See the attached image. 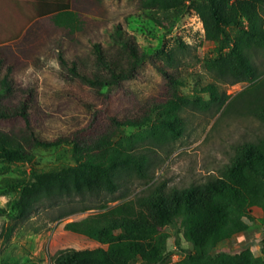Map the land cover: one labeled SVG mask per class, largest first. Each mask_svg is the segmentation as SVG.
<instances>
[{"label": "trees", "instance_id": "trees-1", "mask_svg": "<svg viewBox=\"0 0 264 264\" xmlns=\"http://www.w3.org/2000/svg\"><path fill=\"white\" fill-rule=\"evenodd\" d=\"M53 1L55 9L46 16L62 31V36L54 41L59 47L60 66L53 68L56 79L48 85L51 92L47 94L62 101V107L68 104L70 111L79 110L80 114H46L42 124L58 129L51 133L47 129L45 134L39 122L30 119L39 106L32 100L33 96L37 100L38 94L29 87L37 83L36 72L28 71V87L18 88L12 82L16 76L11 68H6L0 52V121L10 125L7 129L0 127V170L5 172L0 190L17 194L9 204L10 210L0 207V215L15 219L28 215L43 200L74 194L113 195L123 186L125 176L147 178L148 159L136 147V141L146 140L159 146L176 141L185 130L182 114L186 109L220 110L230 97L216 82L196 88L193 94L181 93L186 82L178 52L192 47L178 38L176 47L161 50V66L156 67L167 90L164 100L141 102L129 113L109 112L111 115H103L100 120L96 103L81 93L100 95L105 87L117 91L124 82L143 74L146 66L157 63L119 22L88 30L76 7L80 0ZM96 1L101 4L105 0ZM134 1L141 13L167 28L196 5L203 39L215 44L216 53L203 60L205 68L225 84L251 83L240 95L247 96L245 103L250 113L264 128V80L253 60L255 53H264V0ZM34 24L27 28L24 38ZM10 96H14L16 107L5 103ZM84 113L91 116L88 125L97 118L105 126L101 135L88 141L79 137L83 131L81 123L87 117ZM143 126L147 129L125 136V145L116 140L123 127ZM63 144L70 145L74 164L38 166V148ZM11 171L13 174L7 175ZM255 207H264V133L237 144L219 176L180 188L158 182L112 206L104 202L98 212L66 223L67 230L92 236L103 246L62 248L51 260L53 264H134L140 259L142 264H160L163 256L157 234L171 226L186 231L194 245L191 253V248L186 250L174 264H264V238L260 256L250 248L239 253L214 254L221 242L247 231L256 222Z\"/></svg>", "mask_w": 264, "mask_h": 264}, {"label": "rangeland", "instance_id": "rangeland-1", "mask_svg": "<svg viewBox=\"0 0 264 264\" xmlns=\"http://www.w3.org/2000/svg\"><path fill=\"white\" fill-rule=\"evenodd\" d=\"M10 3L13 9H0V40L2 45L8 44L4 47L5 65L7 69L11 68L12 75L15 74L16 79L12 82L15 81L18 88L28 87V71L36 72L37 83H31L29 87L34 94H38V99L33 96L32 100L39 106L32 112L30 119L35 123L39 122L45 134L47 129L51 133L58 128L42 124L46 114L65 115V112L80 114L79 110L70 111L68 104L62 107V101L53 94L52 96L47 94V91L51 92L48 85L56 79L53 68L58 69L60 66L57 59L59 47L54 41L62 36V31L46 16L53 12L55 4L53 0H10ZM137 5V1L134 0L120 2L105 0L101 4L96 0H80L76 3L88 24L86 26L88 30H96L111 21L119 22L133 34L141 49L157 63V66L152 64L146 66L143 74L124 82L117 91L113 87H105L100 95L81 93L83 97L96 103L99 119L101 120L103 115H111L109 112L129 113L141 102L149 104L164 100L167 90L163 76L156 67L161 66V50L176 47L178 38L192 47L185 52H178L182 60L180 71L186 82L180 89L181 93L193 94L196 88L216 82L230 96L226 105L220 110L186 109L182 114L185 130L176 141L161 146L146 140L136 141V147L148 159L149 176L147 178L125 176L123 186L113 195L62 196L43 200L32 212L20 219L0 215V264H53L51 258L59 249L102 247L103 245L92 236L67 230L66 223L98 212L99 205L104 202L112 206L142 193L148 186L158 182L180 188L203 182L209 176H219L224 166L230 162L237 144L254 140L264 133L261 122L250 113L245 103L247 96L240 95L251 83L244 81L234 85L225 84L205 68L203 60L216 53L215 44L203 39V24L197 14L196 5H193L183 17L175 19L171 28L156 25L147 14L141 13ZM33 24L29 36L24 38L27 28ZM229 31L232 34L233 31ZM253 60L261 75L260 78L264 80V53H255ZM262 90L264 92V82ZM203 96L208 98L207 94ZM5 103L12 108L17 106L14 103V96H10ZM83 116L87 117L81 123L83 131L79 137L88 141L101 135L105 128L101 121L96 118L88 125L91 116L86 113ZM0 127L7 129L10 125L0 121ZM145 129L147 126L139 129L123 127L116 140L122 141L125 145V136ZM36 154L35 162L41 168L74 164L71 147L68 144L50 148L40 147ZM10 174L13 172L7 173ZM4 175L5 172L0 170V182ZM16 197L15 193L0 190V207H7L10 210L9 204ZM253 214L256 222L247 231L234 235L229 241L221 242L214 250V254L239 253L250 248L256 256L262 255L264 207L253 208ZM157 245L163 256L160 264H174L191 248L187 232L171 226L159 230ZM134 264L142 262L137 259Z\"/></svg>", "mask_w": 264, "mask_h": 264}, {"label": "crops", "instance_id": "crops-1", "mask_svg": "<svg viewBox=\"0 0 264 264\" xmlns=\"http://www.w3.org/2000/svg\"><path fill=\"white\" fill-rule=\"evenodd\" d=\"M10 3V0H0V9H2V8H4V9H7V10H9V9H13V7L9 4ZM5 5H8V6H6L5 7ZM1 42H0V52L3 54V55H5V49H4V47H6L8 44H3L2 45V40H0Z\"/></svg>", "mask_w": 264, "mask_h": 264}, {"label": "water", "instance_id": "water-1", "mask_svg": "<svg viewBox=\"0 0 264 264\" xmlns=\"http://www.w3.org/2000/svg\"><path fill=\"white\" fill-rule=\"evenodd\" d=\"M194 249V245L193 244H191V249H190V253L192 252V250Z\"/></svg>", "mask_w": 264, "mask_h": 264}, {"label": "built area", "instance_id": "built-area-1", "mask_svg": "<svg viewBox=\"0 0 264 264\" xmlns=\"http://www.w3.org/2000/svg\"><path fill=\"white\" fill-rule=\"evenodd\" d=\"M204 30V29H203Z\"/></svg>", "mask_w": 264, "mask_h": 264}]
</instances>
